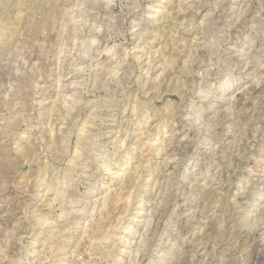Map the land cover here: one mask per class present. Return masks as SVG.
Wrapping results in <instances>:
<instances>
[{"label": "rangeland", "instance_id": "1", "mask_svg": "<svg viewBox=\"0 0 264 264\" xmlns=\"http://www.w3.org/2000/svg\"><path fill=\"white\" fill-rule=\"evenodd\" d=\"M262 260L264 0H0V264Z\"/></svg>", "mask_w": 264, "mask_h": 264}, {"label": "bare ground", "instance_id": "2", "mask_svg": "<svg viewBox=\"0 0 264 264\" xmlns=\"http://www.w3.org/2000/svg\"><path fill=\"white\" fill-rule=\"evenodd\" d=\"M232 6V5H231ZM248 9V8H247ZM93 10V9H92ZM225 21V20H224ZM229 27V26H228ZM231 29V28H230ZM212 33V32H211ZM209 34V33H208ZM125 87V86H124ZM5 176V175H4ZM140 221V220H139ZM141 237V236H140ZM139 239H141V238H139ZM206 251V250H205ZM136 256V255H135ZM136 259V258H135ZM262 261H264V260H262Z\"/></svg>", "mask_w": 264, "mask_h": 264}]
</instances>
